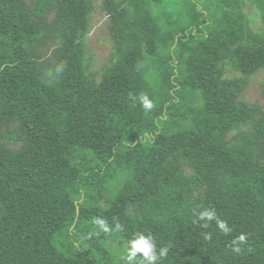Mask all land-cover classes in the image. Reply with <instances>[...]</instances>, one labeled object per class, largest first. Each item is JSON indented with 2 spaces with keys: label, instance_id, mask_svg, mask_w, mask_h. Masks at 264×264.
Wrapping results in <instances>:
<instances>
[{
  "label": "trees",
  "instance_id": "1",
  "mask_svg": "<svg viewBox=\"0 0 264 264\" xmlns=\"http://www.w3.org/2000/svg\"><path fill=\"white\" fill-rule=\"evenodd\" d=\"M218 1L166 37L172 5L103 0L118 56L97 81L92 0H0V264H148L128 259L140 236L153 264H264V107L241 99L264 34ZM178 116L188 131L164 129Z\"/></svg>",
  "mask_w": 264,
  "mask_h": 264
},
{
  "label": "rangeland",
  "instance_id": "2",
  "mask_svg": "<svg viewBox=\"0 0 264 264\" xmlns=\"http://www.w3.org/2000/svg\"><path fill=\"white\" fill-rule=\"evenodd\" d=\"M94 10L90 16V32L86 38V59L90 64V70L93 73L97 81L101 80V77L104 71L112 67L117 60L118 51L115 46V43L109 32V18L106 14V11L103 9L102 4L103 0H92ZM122 2L124 5L130 7L132 13L137 12L141 9L137 5L138 0H117ZM233 4L239 5L240 8L245 13L247 20L249 22L250 28L255 33L264 34V0H228ZM199 4L198 7L204 6L207 2H211L213 6L221 5L218 0H163L162 5H155L154 11L157 13L165 12L164 6L167 4L172 5V7H167L168 12L173 14L168 18L164 19L162 26L163 32L166 34V37H169L173 32H191L196 29V22L192 21L190 13V6L194 3ZM209 28L215 26V21H209ZM202 32L209 30L201 27ZM162 45V44H161ZM168 53L167 47L161 46L160 57L166 56ZM154 68L150 81L154 80L156 86L160 87L164 85L162 77H160L161 69L165 65L161 61L153 64ZM241 76L231 64H227L225 69L224 77L227 79ZM241 99L247 103H259L264 107V71L261 70L248 77V84L246 89L241 95ZM191 128L188 120L181 118L180 116L168 120L164 125V129L167 131L178 133L188 131ZM236 131H231L230 136H232ZM125 175H119L116 179L110 184L112 191L117 190L125 181ZM107 246L113 250L117 251L118 247L114 240H110L107 243ZM124 250H126L124 248Z\"/></svg>",
  "mask_w": 264,
  "mask_h": 264
},
{
  "label": "clouds",
  "instance_id": "3",
  "mask_svg": "<svg viewBox=\"0 0 264 264\" xmlns=\"http://www.w3.org/2000/svg\"><path fill=\"white\" fill-rule=\"evenodd\" d=\"M140 100L142 102V105L145 109H151L153 107L152 102L148 99L147 96L142 95L140 97ZM203 215H208L209 218H211V214L204 213ZM97 223L101 224L102 227H104V230L107 231V227L104 226L103 221H97ZM221 228L224 227L223 224L220 225ZM244 237L241 236L240 240H243ZM239 249H237L238 251ZM137 252L143 253L144 257L147 258L148 264H153V262L157 259L156 255L153 253L152 244L150 243L149 239H146L143 236H140L138 239L132 241V249L131 253L128 256L129 260H132V258L136 255Z\"/></svg>",
  "mask_w": 264,
  "mask_h": 264
}]
</instances>
